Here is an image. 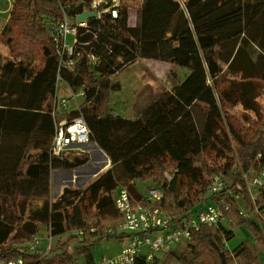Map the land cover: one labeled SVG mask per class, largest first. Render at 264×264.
Here are the masks:
<instances>
[{
    "label": "trees",
    "instance_id": "16d2710c",
    "mask_svg": "<svg viewBox=\"0 0 264 264\" xmlns=\"http://www.w3.org/2000/svg\"><path fill=\"white\" fill-rule=\"evenodd\" d=\"M78 3L14 0L1 32L14 56L33 49L40 63L0 57V264H76V256H88L102 240L129 238L119 233L118 188L127 189L135 202L163 210L174 228L219 204L220 197L230 208L227 223L200 227L190 240L156 252L151 262L144 249L135 264H264V186L254 190V199L247 191L264 173V120L250 138L233 122L224 123L229 109L239 105L263 117L258 99L264 95V0H251L248 26L246 0H139L135 25L129 23L131 4L121 0L115 24L92 21L102 26L93 45L104 64L91 67L82 59L75 72L63 74L66 87L85 91L79 107L69 108L58 99L53 25L63 7ZM110 46L115 55L106 54ZM141 59L172 60L176 68L168 74L169 88L126 119L112 103L121 90L112 77ZM76 117L85 120L90 142L108 154L112 166L87 188L64 187L53 199L55 172L89 161L87 154L69 150L52 153L58 123ZM208 152L217 161L208 163ZM217 178L223 183L219 192ZM187 179L194 196L185 191ZM149 180L163 191L162 200L147 202L138 190L136 181ZM241 226L253 238L230 249ZM40 235L45 240L31 250Z\"/></svg>",
    "mask_w": 264,
    "mask_h": 264
},
{
    "label": "built area",
    "instance_id": "2783aa9c",
    "mask_svg": "<svg viewBox=\"0 0 264 264\" xmlns=\"http://www.w3.org/2000/svg\"><path fill=\"white\" fill-rule=\"evenodd\" d=\"M121 0H79L76 6L66 5L62 8V15L53 25V37L55 40L57 53L59 56L57 89L63 91L61 85L64 84V72H75L77 63L85 59L91 67H99L104 64V57L101 53H96L93 42L97 39L102 28V20L107 19L108 24H115L121 16ZM80 9L82 11L78 12ZM97 12L93 19L78 21L77 17L84 12ZM101 22L96 25L95 22ZM92 36L90 41L84 38ZM84 39V40H83ZM107 55H115L112 47L106 49ZM120 60V59H119ZM139 61V60H138ZM136 61V62H138ZM135 62V63H136ZM125 64L124 68H128ZM69 89V95H58L59 104L68 107V103L78 99H84L83 88L74 92ZM90 131L82 117H76L71 121L61 120L55 130L52 153L56 156L62 155L68 150L87 145L90 140ZM166 177L170 180L168 174ZM264 186V173L255 176L247 184V191L254 199V190ZM223 188V183L217 178L214 191L219 192ZM163 191L154 186L149 189L147 202H157L162 200ZM115 206L122 217L121 228L130 234L127 247L122 253L115 257H107L100 260L98 264H135V259L147 249V261L153 260V255L164 247H174L191 239L192 232L202 226H219L227 223L230 219L228 214L229 205L223 197H220L219 204L205 206L195 215L188 218L180 228H174L171 218L159 208H151L139 202H135L130 193L125 188L118 189L115 196ZM241 214L248 218L251 215L242 210ZM42 244V239L37 238L30 246L31 250L37 249ZM51 243L47 246L50 249ZM8 264H24L23 260H14Z\"/></svg>",
    "mask_w": 264,
    "mask_h": 264
},
{
    "label": "rangeland",
    "instance_id": "374dc122",
    "mask_svg": "<svg viewBox=\"0 0 264 264\" xmlns=\"http://www.w3.org/2000/svg\"><path fill=\"white\" fill-rule=\"evenodd\" d=\"M123 1V0H122ZM131 4V9L129 11V23L135 25L139 20V0H124ZM8 8L9 2L7 0ZM121 4V2H120ZM251 5V0H246L245 8V26L250 24L251 14L249 12ZM3 8L0 7V57L2 59L12 58L17 60L30 61L32 64H39L40 53L31 49L28 55H17L14 56L10 47L6 46L3 38L1 37V32L5 26V22L8 18V12L3 13ZM185 9V8H183ZM11 12V11H10ZM187 15V14H186ZM175 67L172 66V61L161 60V61H143L142 59L135 64L129 66L126 70L120 72L119 74L112 77V82H119L121 84V90L115 92L112 96V103L118 114H121L126 119H134V117L141 112V109L150 104L157 96L169 88L168 74L171 69ZM63 91H59L58 95L67 94L69 95V89L65 84H62ZM82 99H78V102L68 103L69 108L79 107ZM258 101L262 106V119L256 116L253 112H247L242 106H237L233 110L229 111L224 116V123L233 122L234 126L240 134L246 135V137H251L254 130L259 127L261 122L264 120V95L259 97ZM259 122V123H257ZM234 147L237 145L232 140ZM68 152H76L80 154H87L89 156V161L86 165L73 170L58 171L55 172L53 176V184L51 185V195L52 198H57L61 190L64 187H71L77 189H85L87 186L93 182L100 174L106 172L111 168V160L107 153H105L101 148H99L95 143L89 142L87 145L74 148ZM206 160L208 163H214L216 160L213 153H206ZM169 177H172L171 172L166 173ZM138 190L143 194H148L149 189L156 186L150 180L149 181H136ZM119 189V188H118ZM117 189V191H118ZM116 191V193H117ZM185 191L190 195L194 196L195 187L190 180H186ZM119 228V233H126L121 228ZM39 238L42 242L45 240L46 235H40ZM252 233L246 226H241L235 229V237L228 242V247L234 248L240 242L247 239H252ZM67 236L60 238L61 242H65ZM49 242V241H48ZM57 238L52 239L53 246L56 244ZM129 238L123 239H109L102 240L92 247L91 252L88 256H76V264H98L101 259L107 257H115L122 253V251L127 247ZM44 244V243H43ZM75 245H71L69 250L74 249ZM75 256V253H73ZM161 256V254L159 255ZM264 258V257H263Z\"/></svg>",
    "mask_w": 264,
    "mask_h": 264
},
{
    "label": "crops",
    "instance_id": "0c3cea01",
    "mask_svg": "<svg viewBox=\"0 0 264 264\" xmlns=\"http://www.w3.org/2000/svg\"><path fill=\"white\" fill-rule=\"evenodd\" d=\"M8 2H9V7L8 8H6L5 9V7L7 6V0H0V7L1 8H3L2 10H3V13L5 12H8V18H9V16H10V14H11V10H12V7H13V2H14V0H8ZM8 18H7V20H8ZM7 20H6V22H7ZM5 22V23H6ZM143 61H152V60H148V59H142ZM155 61H161V59H158V60H155ZM169 61H172V60H169ZM172 66L173 67H175L176 68V63L174 62V61H172ZM54 176V175H53ZM52 184H53V180H52Z\"/></svg>",
    "mask_w": 264,
    "mask_h": 264
},
{
    "label": "water",
    "instance_id": "95a60500",
    "mask_svg": "<svg viewBox=\"0 0 264 264\" xmlns=\"http://www.w3.org/2000/svg\"><path fill=\"white\" fill-rule=\"evenodd\" d=\"M110 2H111V0H110ZM96 15H97L96 11H94V12H84V13H82L81 15H79L77 17V20L78 21H86V20L95 18Z\"/></svg>",
    "mask_w": 264,
    "mask_h": 264
}]
</instances>
